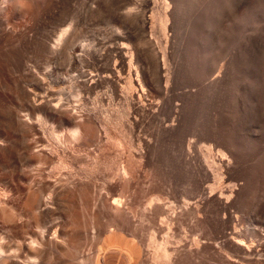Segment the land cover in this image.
Listing matches in <instances>:
<instances>
[{"label":"bare ground","instance_id":"obj_1","mask_svg":"<svg viewBox=\"0 0 264 264\" xmlns=\"http://www.w3.org/2000/svg\"><path fill=\"white\" fill-rule=\"evenodd\" d=\"M197 1L0 0V264H203L208 241L221 264H264V233L237 214L256 200L264 216V196L218 109L228 80L205 49L174 58ZM210 13L186 48L197 28L229 38Z\"/></svg>","mask_w":264,"mask_h":264},{"label":"rangeland","instance_id":"obj_2","mask_svg":"<svg viewBox=\"0 0 264 264\" xmlns=\"http://www.w3.org/2000/svg\"><path fill=\"white\" fill-rule=\"evenodd\" d=\"M207 1L210 2V0H199L197 1L199 4H191L195 6H188L191 9L190 11L185 10L188 14L185 13L186 17L181 20L179 23L180 25L178 24L174 39L176 46L181 49L184 48V50L181 52L178 51V54L176 52L174 58L180 61L181 59H184L187 64H189L192 60L203 58L202 49H205L207 52L204 55V59L208 62V64L215 67L216 71L219 67L220 70L222 69V76L228 80L229 85L227 91H221L216 94L218 109L221 114H229L235 122L240 123L244 128V132L241 134V138H243V140L239 151V165L240 168L250 177L247 184L248 188H250L254 198L256 196V199L258 200V198L261 199L264 196V0H226L225 3L223 2L225 0H215L217 3L214 0H211L214 1L212 2L214 5H217L219 2L224 3L219 6L217 5L218 7L216 5L215 7L211 2L209 3ZM77 3L79 4V1H77ZM78 4L75 3V6ZM243 4L248 5V11L245 16L241 13ZM199 5L201 9H199ZM76 8H79V5L76 6ZM203 8L213 12L211 13L214 15V23L218 24L220 21L218 25L221 24V28H225L227 26L226 23L230 22L228 31L229 38L224 40L222 45L217 46L214 45L212 40L205 37L200 28H197L193 32V37H195L196 41V43H194L196 45L191 46V48H186L185 39L192 29L188 20H192L193 18L199 16L202 20H204V18L206 19L210 12L205 10L203 11ZM218 9L220 10V13L218 12ZM202 11L203 13H201ZM217 12L220 15H218ZM205 14L207 16H205ZM103 20V18L99 19L98 23L96 22V27L98 26L100 28V22H103ZM120 29H122V31L130 32L135 42L143 44L140 33L139 35L137 34L139 30L136 27L122 26L119 30ZM133 30L135 31L133 32ZM101 33L106 39L108 29L102 28ZM148 36L155 38L157 34L152 35L151 33H148ZM219 64L222 66H219ZM216 71H214V73ZM103 91L105 92L106 88H103L100 92ZM258 93H260V98L256 99V95ZM73 99H76L77 101L74 102ZM72 101L74 102L73 105L76 104L77 106L79 104L77 96L73 97ZM203 123L204 122L202 121V124ZM205 123L203 125H206ZM168 143L170 144L171 142H167L168 149L172 143L174 145H171L169 149L170 155L177 153L176 151H178L177 149L179 147L178 142H172L170 145ZM171 151H173V154H171ZM262 191L263 193H261ZM256 202L258 203V201L255 200V203L252 204L250 208L248 207V209L247 207H242L239 211H237L239 222L241 221L240 225L242 223V226L244 227L247 226L245 224H249V221L253 222L261 229V233H264V216L259 215L257 208L258 205ZM204 241H206V239ZM208 242L212 244V241ZM210 244L207 248L205 247L206 250L204 249L202 254L203 264H221L216 256L214 250L215 248L210 246ZM262 258L263 259L260 260V262L264 260V257ZM258 263L259 262L254 264ZM245 264L253 263L245 262Z\"/></svg>","mask_w":264,"mask_h":264}]
</instances>
